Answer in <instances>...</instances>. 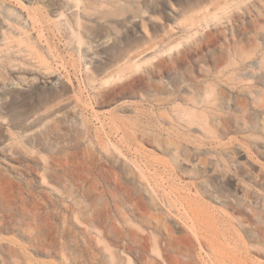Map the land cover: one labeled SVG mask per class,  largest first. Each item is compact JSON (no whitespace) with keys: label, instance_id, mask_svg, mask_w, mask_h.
<instances>
[{"label":"rangeland","instance_id":"374dc122","mask_svg":"<svg viewBox=\"0 0 264 264\" xmlns=\"http://www.w3.org/2000/svg\"><path fill=\"white\" fill-rule=\"evenodd\" d=\"M50 1L0 0L28 57L0 62V264H264V0H137L80 45ZM190 97L209 129L177 116Z\"/></svg>","mask_w":264,"mask_h":264},{"label":"bare ground","instance_id":"6f19581e","mask_svg":"<svg viewBox=\"0 0 264 264\" xmlns=\"http://www.w3.org/2000/svg\"><path fill=\"white\" fill-rule=\"evenodd\" d=\"M19 1V0H18ZM43 1V0H42ZM50 1V0H49ZM52 1V0H51ZM48 2L49 4L48 5H50V4H52V2ZM139 1V0H138ZM162 1V0H161ZM160 1V3H163V1L161 2ZM191 1V0H190ZM45 2V5H46V2L47 1H44ZM136 2H137V0H63V2H62V4L57 8V10H54V11H52V8H53V5H52V7H50L49 6V8L51 9V11H49V13H53V12H55V15H54V17H56L58 20H56V24L58 25L57 27L61 30H66V31H69L70 33H71V36H70V38L72 39L73 37H74V39H75V41L77 42V45H80L81 43L83 44V42L85 41L84 39H83V36H81V34H80V30L82 29V28H85V25H84V22H83V18H86V17H89L91 14H93V13H97L98 15V18L100 19V17L102 18V19H104V21H105V19L107 20V18H110L111 16L113 17H117V15H118V17H120L122 14H130V12H132L133 13V15H134V17H137V16H139V15H141V14H145L147 11H148V9L146 8V9H142V8H140V4L139 3H137L136 4ZM240 2L241 1H239L237 4H240ZM19 3H21V4H23V2H19ZM195 4L194 5H192V9L191 10H195V11H197V10H199V9H202V8H205L206 7V4H207V2H205V0H195V2H194ZM54 4V3H53ZM104 7L106 8V9H104ZM171 7H173V6H171ZM236 7L238 8L239 6L238 5H236ZM73 9V11H70V15H67V12L66 11H68L69 9ZM47 10H49V9H47ZM193 10V11H194ZM128 12V13H127ZM192 12V11H191ZM83 13V14H82ZM186 14H187V12H185ZM119 14H120V16H119ZM128 14V15H129ZM87 15V16H86ZM128 15H123V16H128ZM181 15H183V13L181 14ZM31 16V15H30ZM94 17H95V15H93ZM122 16V17H123ZM213 17H216V15L215 14H213L212 15ZM91 17V16H90ZM89 17V18H90ZM112 17H111V19H112ZM117 17V18H118ZM29 18H31V17H29ZM34 17H32V19H33ZM37 18V17H36ZM64 18V19H63ZM183 18H185L184 16H183ZM218 19L220 18V17H217ZM62 19H63V21H62ZM111 19H109V20H111ZM114 19V18H113ZM140 21H141V27L144 29V31H145V33H147V28H146V23H145V21H144V19H141V17H140ZM106 23H110L111 24V22H106ZM36 26V25H35ZM34 27V26H33ZM39 28V27H38ZM87 29V28H86ZM1 30V29H0ZM59 31V30H58ZM3 32H4V30H3ZM10 32V31H9ZM8 31H7V33L8 34H10ZM24 32V31H23ZM21 33H22V31H21ZM7 34V36H6V32H5V35H3L2 36V38H3V40L2 39H0V41H1V43H0V45L2 44V41L4 42V41H6V39L8 38L9 39V36L10 37H12L11 36V34L10 35H8ZM44 34V33H43ZM2 35V34H1ZM38 35V37H39V35L40 34H37ZM45 37V36H44ZM47 37V36H46ZM41 38V37H40ZM8 39H7V41L6 42H8ZM30 39V38H29ZM42 39V38H41ZM40 39V40H41ZM45 39V38H44ZM48 39V38H47ZM46 39V40H47ZM22 40V39H21ZM21 40H19V41H21ZM18 41V42H19ZM71 41V40H70ZM23 41H21L20 43H22ZM89 42V41H88ZM28 43H31V41L29 42H27V45H30V44H28ZM45 43V42H44ZM47 43V42H46ZM45 43V44H46ZM70 43V42H69ZM74 43V42H73ZM85 43V42H84ZM87 43V42H86ZM8 44V43H7ZM19 44V43H18ZM68 44V43H67ZM20 45V44H19ZM26 43H25V48H27L26 46ZM47 45V44H46ZM3 46H5V47H2V45L0 46V62H4L5 63V65L7 66V67H9L10 69H11V73H13L14 72V70H16V69H18L19 71H26V67H28V65L26 64V58L25 57H27V56H25V55H21L20 53H21V51H20V53H18V51H17V53H18V55H20V56H22V57H24V58H20V60L18 59V58H16V57H14V55H13V51L12 50H14L13 49V47H9L10 46V44L8 45V47H7V45L6 44H3ZM19 47L20 46H18V49H19ZM22 47V46H21ZM49 47V46H48ZM90 47V46H89ZM12 49V50H10V49ZM23 49V47H22V49L23 50H26V49ZM29 48V47H28ZM33 48V47H32ZM78 48H80V47H78ZM17 49V50H18ZM22 50V51H23ZM15 51V50H14ZM48 51V50H47ZM50 51H52V50H50ZM54 51V50H53ZM29 52H32V51H29ZM17 53L15 52V55L17 56ZM48 53V52H47ZM49 53H51V52H49ZM33 54V53H32ZM41 55H43L42 54V52L40 53ZM39 55V54H38ZM40 56V55H39ZM56 56V55H55ZM29 57H30V54H29ZM36 57V56H35ZM79 57H81L80 55H79ZM34 58V57H33ZM54 58V57H53ZM52 58V59H53ZM27 59H28V57H27ZM32 60V59H31ZM34 60V59H33ZM40 62V61H39ZM42 62V61H41ZM40 62V63H41ZM45 63V62H44ZM32 64V63H31ZM27 65V66H26ZM36 65V64H35ZM40 65H42V63L40 64ZM45 65H48V62L46 63V64H44V66ZM26 66V67H25ZM29 66H30V64H29ZM43 66V67H44ZM49 66H50V64H49ZM42 67V66H41ZM51 67H53V66H51ZM50 67V68H51ZM134 67V65H132V66H128V67H122V68H119L117 71H116V73H115V75H114V77H115V79L117 78V79H121L123 76H125V74H127V72H128V69H130V68H133ZM30 68V67H29ZM38 68V67H37ZM36 68V69H37ZM56 68H58V67H56ZM56 68H55V70H56ZM64 68V67H63ZM52 69V68H51ZM51 69H49L50 71H51ZM28 70V69H27ZM34 70H35V68H34ZM47 71H48V66H47ZM52 71H54V68L52 69ZM51 71V72H52ZM57 71H58V69H57ZM50 72V73H51ZM55 72V71H54ZM107 82H109V79H106L105 81H104V83H107ZM207 87V86H206ZM205 87V88H206ZM210 89H212L211 87H209ZM208 88V89H209ZM208 89H205L204 91V93H206V96H208L207 94H209V93H212L213 92V90L212 91H210V90H208ZM207 90V91H206ZM204 93H203V96H205L204 95ZM198 94V93H197ZM210 95V94H209ZM202 97V96H201ZM201 97H199V98H196V97H190L188 100H185L184 102H185V105L181 108V107H178L177 108V110L178 111H176V112H178L177 114V116L178 117H180L182 120H185V121H187L189 124H191V125H193V124H196V125H198V127L200 128V129H203V130H207V129H209V128H206L205 126L207 125V117H205V114L198 108L199 106V104L202 102V103H204L205 101H203L205 98L203 97L202 99H201ZM216 99V98H215ZM175 102V101H174ZM176 103V102H175ZM178 103V102H177ZM178 105H180V103L178 104ZM201 105V104H200ZM176 106V105H175ZM181 106V105H180ZM3 117V115H2V113L0 112V118H2ZM179 118V119H180ZM209 123V122H208ZM210 125V124H209ZM208 127V126H207ZM206 128V129H205ZM213 132H214V130L213 129H211ZM206 132V131H205ZM211 132V131H210ZM172 144H177L176 143V141H174L173 139H168V145H172ZM173 152H174V154H175V156L177 157V155L179 156V154H180V152H179V148H178V144L177 145H175L174 146V149H173ZM173 173V172H172ZM1 219H0V229H1V227L2 226H8L9 227V225H10V223H12V222H10V220H8L6 217H4V216H2V217H0ZM183 219V218H182ZM183 221V220H182ZM229 222V221H228ZM194 223V222H193ZM240 223V222H239ZM241 224H242V222H241ZM229 225H230V223H229ZM176 226V225H175ZM223 227V226H222ZM191 228V227H190ZM192 229H194V227L192 228ZM196 230V229H195ZM221 230V229H220ZM231 231V230H230ZM222 232V231H221ZM194 233H195V231H194ZM225 232H223V235L225 236L226 235V233L224 234ZM196 234V233H195ZM233 237V236H232ZM170 238V237H169ZM225 238H226V236H225ZM1 239V238H0ZM155 239V238H154ZM198 240V239H197ZM54 243H55V240L53 239V237L52 236H49L48 238H47V240H43L42 242H40V244L42 245V246H45V245H47V246H53L54 245ZM236 243V242H235ZM238 244V243H237ZM256 245V244H255ZM242 246V245H241ZM0 247H2L1 246V244H0ZM48 247V248H49ZM178 247H179V245H178ZM23 247L21 246V248H20V251L23 253V256H24V251H25V249L23 250L22 249ZM6 249V248H5ZM4 249V250H5ZM5 253H7L8 254V256H10V257H12V258H17V260H15V259H12L11 261H13V262H10V261H6V259H2V262L1 263H3V264H31L30 263V261L31 260H29V259H31V258H27V256H26V259H21L22 257H21V255H20V252H19V249L18 248H16V247H8L7 248V250L5 251ZM21 253V254H22ZM27 253L25 252V255H26ZM4 255V254H3ZM29 255V254H28ZM165 255V254H164ZM169 255V254H168ZM167 256V255H166ZM169 258H170V256H169ZM20 259V260H19ZM28 260H29V262H28ZM34 260V259H33ZM173 260V259H172ZM177 260V259H176ZM175 260V261H176ZM33 262V261H32ZM35 262H36V260H35ZM164 262V261H163ZM38 263V262H37ZM36 263V264H37ZM240 263V262H239ZM33 264H35V263H33ZM243 264V263H242Z\"/></svg>","mask_w":264,"mask_h":264}]
</instances>
